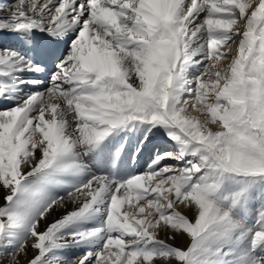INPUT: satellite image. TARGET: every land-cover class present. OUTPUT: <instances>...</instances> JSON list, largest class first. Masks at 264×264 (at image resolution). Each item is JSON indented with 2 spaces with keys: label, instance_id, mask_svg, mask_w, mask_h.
I'll return each mask as SVG.
<instances>
[{
  "label": "snow or ice",
  "instance_id": "obj_1",
  "mask_svg": "<svg viewBox=\"0 0 264 264\" xmlns=\"http://www.w3.org/2000/svg\"><path fill=\"white\" fill-rule=\"evenodd\" d=\"M0 105V264H264V0L0 3Z\"/></svg>",
  "mask_w": 264,
  "mask_h": 264
},
{
  "label": "bare ground",
  "instance_id": "obj_2",
  "mask_svg": "<svg viewBox=\"0 0 264 264\" xmlns=\"http://www.w3.org/2000/svg\"><path fill=\"white\" fill-rule=\"evenodd\" d=\"M9 2V0H0V3H7ZM8 43H12L11 41H8ZM235 47V46H233ZM4 105H0V107H3ZM190 115H199L198 113L194 112V111H190L189 113ZM201 119H203V117H200ZM169 146L167 144L164 143V140L160 137L157 136L153 139V142L151 144H149L145 150L143 151V153L141 154V156L138 158L135 167L136 171H142L146 168L148 162L150 161L151 157H153L156 153V151L159 149L161 151H163L165 148H168ZM170 150V148H169ZM129 166L131 167L130 162ZM154 186V185H153ZM2 191V190H0ZM0 203H2V201H0ZM133 203H135V201H133ZM69 210L71 209V205L68 206ZM125 210H130V207L126 205ZM63 209L58 210L57 212L53 213L54 217H58L59 215L63 214ZM161 238H163V232H161ZM171 243L174 242L175 244H178L180 246H183V244H185L186 242H188V239L186 237H181L179 238L177 241H170ZM81 255L82 253L79 250H75L74 253L73 252H68L67 255ZM32 253L29 252V258L31 257ZM21 264H25V260L27 258L21 257Z\"/></svg>",
  "mask_w": 264,
  "mask_h": 264
},
{
  "label": "rangeland",
  "instance_id": "obj_3",
  "mask_svg": "<svg viewBox=\"0 0 264 264\" xmlns=\"http://www.w3.org/2000/svg\"><path fill=\"white\" fill-rule=\"evenodd\" d=\"M172 243H174V242H172ZM187 243H188V242H186L185 244H183V246L187 245Z\"/></svg>",
  "mask_w": 264,
  "mask_h": 264
}]
</instances>
